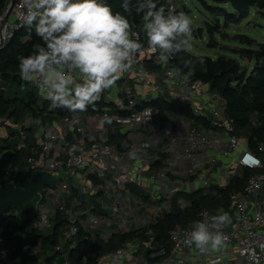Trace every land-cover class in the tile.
<instances>
[{"label": "built area", "instance_id": "built-area-1", "mask_svg": "<svg viewBox=\"0 0 264 264\" xmlns=\"http://www.w3.org/2000/svg\"><path fill=\"white\" fill-rule=\"evenodd\" d=\"M161 2L177 9L176 0ZM25 11L24 0H15L0 16V49L24 26ZM133 31L142 43L135 63L87 111L55 108L40 89L38 106L47 109L36 120L27 164L0 166L1 183L28 179L37 169L73 170L42 189L30 230L37 240L23 241L22 252L37 256V264H59L58 257L66 258L62 264H76L72 252L81 257L79 264H88L90 257L94 264H264V140L253 149L249 138L234 132L220 91L187 72L177 76L173 56L167 65L156 63L159 52L148 45L144 30ZM105 114L114 120L101 126ZM27 120L30 125L33 118ZM250 121L260 124L258 112ZM137 148V157L129 158ZM246 169L244 189L228 208L219 207L232 217L221 229L227 237L221 249L200 250L188 243L194 223H211L219 209H200L195 220L169 229L168 245L158 241L152 226L175 208H189L188 195H216ZM2 229L1 264H23L19 258L8 260L12 251ZM131 231L134 238L98 253V245Z\"/></svg>", "mask_w": 264, "mask_h": 264}, {"label": "clouds", "instance_id": "clouds-1", "mask_svg": "<svg viewBox=\"0 0 264 264\" xmlns=\"http://www.w3.org/2000/svg\"><path fill=\"white\" fill-rule=\"evenodd\" d=\"M24 3L22 23L43 43L35 44L30 54L18 57L19 75L23 81L35 83L55 108L87 111L133 66L142 48L133 31L131 0H123V11L114 10L109 0ZM136 11L143 13L148 45L159 52L156 63L167 65L170 57L189 50L193 19L184 11L166 8L161 0H139ZM182 64L191 74L192 61L182 58ZM181 72V68L176 69L177 76ZM113 120L105 114L100 125H111ZM138 152V148L129 151V158H136ZM231 223V215L219 209L211 223H194L188 243L200 250L221 249L227 239L221 229Z\"/></svg>", "mask_w": 264, "mask_h": 264}, {"label": "trees", "instance_id": "trees-1", "mask_svg": "<svg viewBox=\"0 0 264 264\" xmlns=\"http://www.w3.org/2000/svg\"><path fill=\"white\" fill-rule=\"evenodd\" d=\"M12 0H0V16ZM206 7L211 10L217 19L215 24H209L211 35L214 31L221 30V17L224 16L225 23L228 25L232 21H240L248 17L251 9L257 8L264 11V0H211L217 4H230L236 11L235 13L222 6H212L206 0H201ZM123 0L112 1L114 10L123 11ZM132 16L134 28L143 29V13L137 12L139 0H131ZM179 11L178 9H176ZM201 35V34H199ZM241 42L252 46L255 40L247 35L239 34L235 36ZM37 43H43L35 31H29L26 26L16 30L5 48L0 49V120H8L18 125L28 118H33L30 125L23 127L25 134L21 145L11 144V136L3 138L0 136V163L4 157H7L8 165L23 168L32 154V148L35 143L31 140L26 131H33L37 128L36 120L43 113L44 109L38 106V96L34 91L23 94L20 89L23 81L19 75L18 57L28 55L32 52L33 46ZM214 44V43H213ZM243 58L253 62L252 67L243 66L237 59L226 55L211 57L207 55H197L190 51L181 52L173 56L172 63L182 71L188 72L183 68L182 58L192 61L193 71L191 75L210 83L213 89L220 91L227 103V112L234 122V132L243 137L249 138L250 145L257 149L258 141L264 140V42L258 43L256 48L245 47L235 49ZM203 61L201 64L200 61ZM254 112H258L260 124L254 125L250 118ZM193 119H200L193 113H189ZM201 120V119H200ZM206 123V120H202ZM14 133V132H12ZM11 133V134H12ZM250 170L246 169L242 176L233 178L231 183L221 188L218 194L195 192L188 195L192 200V205L186 210L175 208L167 213L165 218L160 220L152 227L158 235V241L168 245V231L177 223L187 224L196 219V214L202 208H208L216 211L220 206L229 207L232 196L244 189ZM23 185H26L27 178H21ZM3 183V182H2ZM35 212L33 210L25 213L17 210H9L7 215L0 216V225L3 226L2 236L5 244L11 249L12 253L9 261L19 258L23 264H37V256L28 255L21 250L23 241L30 240L35 242L37 238L31 237V227ZM135 231L116 235L109 243L98 245V253L110 251L117 248L122 242L134 238ZM56 238V237H55ZM46 239L45 242H47ZM51 241V240H50ZM53 242H55L53 240ZM72 258L76 264L81 262V257L72 252ZM54 257L48 258L50 262ZM88 264H94L95 258L90 257ZM1 264V262H0Z\"/></svg>", "mask_w": 264, "mask_h": 264}, {"label": "rangeland", "instance_id": "rangeland-1", "mask_svg": "<svg viewBox=\"0 0 264 264\" xmlns=\"http://www.w3.org/2000/svg\"><path fill=\"white\" fill-rule=\"evenodd\" d=\"M208 4L212 6H222L227 8V10L235 13L236 11L231 7L230 4H217L211 0H206ZM177 9L179 11H184L187 15L193 19V31L190 38V51L197 55H207L213 58L219 55H226L237 59L243 66L252 67L251 62L243 58L235 49L240 48H256L258 43L264 42V11H259L257 8L251 9L248 17L240 21H232L228 25L225 23L223 15L221 17V30L214 31L211 35L209 30V24H215L217 15H215L211 10H209L206 5L203 4L201 0H176ZM201 34V35H199ZM243 34L247 35L255 40V44L249 46L246 43L241 42L235 36ZM214 43V44H213ZM23 90V94L30 91H34L36 96H39L40 88L33 82L23 83L20 87ZM28 117L20 122L18 125L13 124L10 121H6L5 124L8 126L7 130L11 136V144H20L23 139V127L28 126ZM36 129L31 131H26L27 135H30L32 141H34V134ZM14 132V133H12ZM12 133V134H11ZM244 145H240L239 149H242ZM0 166L7 167L8 160L4 157ZM68 195L70 193L67 192ZM197 218V214H196ZM66 258L58 257L57 261L62 264Z\"/></svg>", "mask_w": 264, "mask_h": 264}, {"label": "water", "instance_id": "water-1", "mask_svg": "<svg viewBox=\"0 0 264 264\" xmlns=\"http://www.w3.org/2000/svg\"><path fill=\"white\" fill-rule=\"evenodd\" d=\"M15 0L11 1V4ZM73 170L47 171L37 169L27 179L26 185L21 181L10 180L0 182V216L4 218L9 210L25 213L36 210L42 199V189L45 186H54L64 177H70Z\"/></svg>", "mask_w": 264, "mask_h": 264}, {"label": "crops", "instance_id": "crops-1", "mask_svg": "<svg viewBox=\"0 0 264 264\" xmlns=\"http://www.w3.org/2000/svg\"><path fill=\"white\" fill-rule=\"evenodd\" d=\"M250 62V61H249ZM251 65H253V62H251ZM7 125L5 124V123H3V122H1L0 123V136L1 137H3V138H6V137H8L9 136V132H8V130H7V127H6ZM240 152V149L238 148L237 149V151H236V154L235 155H237L238 153Z\"/></svg>", "mask_w": 264, "mask_h": 264}]
</instances>
